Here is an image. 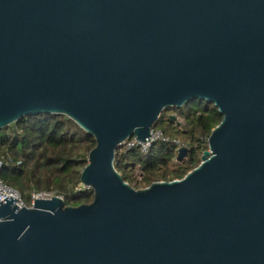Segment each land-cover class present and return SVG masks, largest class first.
Wrapping results in <instances>:
<instances>
[{"label": "water", "instance_id": "1", "mask_svg": "<svg viewBox=\"0 0 264 264\" xmlns=\"http://www.w3.org/2000/svg\"><path fill=\"white\" fill-rule=\"evenodd\" d=\"M194 100L223 116L201 164L125 182L117 149ZM44 114L94 137V200L6 198L0 264H264V0H0V131Z\"/></svg>", "mask_w": 264, "mask_h": 264}, {"label": "trees", "instance_id": "2", "mask_svg": "<svg viewBox=\"0 0 264 264\" xmlns=\"http://www.w3.org/2000/svg\"><path fill=\"white\" fill-rule=\"evenodd\" d=\"M168 111L181 120L180 126L171 120ZM222 120L214 104L203 100L165 110L153 129L156 132L155 128L164 122L166 127L159 132L188 146L187 159L179 160L177 144L157 140L147 151L120 146L115 168L137 190L156 182L182 180L201 164L208 139ZM95 147L94 137L64 115L25 117L0 131V159L4 162L0 176L4 184L21 194L27 207L32 206L33 193L62 196L67 207L90 204L94 192L83 186L81 173ZM138 169L141 178L135 174Z\"/></svg>", "mask_w": 264, "mask_h": 264}, {"label": "built area", "instance_id": "3", "mask_svg": "<svg viewBox=\"0 0 264 264\" xmlns=\"http://www.w3.org/2000/svg\"><path fill=\"white\" fill-rule=\"evenodd\" d=\"M157 140H163L166 142H173L179 146V149L182 147L188 148V146H186L181 140H179V139L171 140L170 138L164 137V135L161 132H159V131L155 132L154 130L152 131L151 138L148 142L147 141L146 142H140L136 138H132L130 140H127L123 145H125L127 147V149H132L135 147H141V149L143 151H147L154 144V142H156ZM3 165H4V162L0 159V174H1V170H2ZM54 196H57V195H52L49 193H33L31 196L32 205L34 204L35 200L51 199ZM8 197H13L14 199H17L16 205L19 208L27 207L23 201L21 194L17 190H15V189L7 186L6 184H4L2 179H1V176H0V203ZM57 197H60L61 199H63L62 196H57Z\"/></svg>", "mask_w": 264, "mask_h": 264}, {"label": "rangeland", "instance_id": "4", "mask_svg": "<svg viewBox=\"0 0 264 264\" xmlns=\"http://www.w3.org/2000/svg\"><path fill=\"white\" fill-rule=\"evenodd\" d=\"M167 115H171V116H175V117H176V115L173 114L171 111H168V112H167ZM176 118H177V117H176ZM175 123H181V120H180L179 118H177L176 121H175ZM163 124H164V122L159 123V125H158L155 129H157V131L164 130V128H165L166 126H163ZM153 130H154V129H153ZM168 137H169V136H168ZM171 138L174 139L173 137H171ZM175 161L178 162V160H175ZM135 174H136L137 178H141V174H142V172L138 169V170H136Z\"/></svg>", "mask_w": 264, "mask_h": 264}]
</instances>
